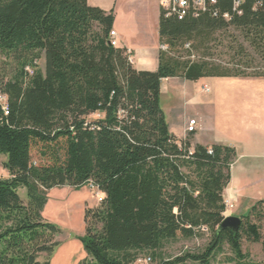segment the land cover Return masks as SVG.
<instances>
[{"label": "trees", "instance_id": "obj_1", "mask_svg": "<svg viewBox=\"0 0 264 264\" xmlns=\"http://www.w3.org/2000/svg\"><path fill=\"white\" fill-rule=\"evenodd\" d=\"M235 1L240 15L234 0H215L182 21L160 9L159 41L167 50L149 72L135 70L127 51L110 45L113 10L87 0H0V57L14 66L9 78L0 75V155L9 174L0 178V264H50L59 229L42 218L48 192L87 184L104 199L84 212L79 264H139L142 256L157 264H255L242 251L244 238L261 242L264 255L253 223L264 219V202L240 216L236 233L220 229L235 149L178 140L160 106L165 79L264 77L210 57L220 38L237 31L264 62V0ZM41 56L44 71L36 64ZM204 233L210 239L203 251L163 258L168 243ZM224 246L230 256L219 261Z\"/></svg>", "mask_w": 264, "mask_h": 264}, {"label": "crops", "instance_id": "obj_2", "mask_svg": "<svg viewBox=\"0 0 264 264\" xmlns=\"http://www.w3.org/2000/svg\"><path fill=\"white\" fill-rule=\"evenodd\" d=\"M88 5L109 12L117 3L124 19L118 21L117 10L112 30L118 48L129 51L132 67L155 72L162 44L159 41V0H87ZM170 113L180 132H169L178 140L191 137L192 145L228 146L236 159L230 168V182L223 198L232 203L236 215H244L257 202H264V77H207L191 82L180 78L161 82L160 102ZM190 120L195 131L186 133ZM175 127V126H174ZM231 216V215H230Z\"/></svg>", "mask_w": 264, "mask_h": 264}, {"label": "rangeland", "instance_id": "obj_3", "mask_svg": "<svg viewBox=\"0 0 264 264\" xmlns=\"http://www.w3.org/2000/svg\"><path fill=\"white\" fill-rule=\"evenodd\" d=\"M160 5V0H159ZM117 10L118 21L124 19L120 7L117 3L114 13ZM232 38H220L221 46L213 48L210 56L216 63L220 65H227L228 68H233L235 65H248L249 69H245L247 74L262 73L264 72V62L258 58L249 47V45L243 40L239 32L231 31ZM242 48V51L239 49ZM231 48V49H230ZM200 55V54H199ZM131 57V54H130ZM132 58V57H131ZM249 63V64H245ZM37 68L44 71V57L41 56L36 62ZM14 66L6 62L0 57V75L9 78L12 75ZM242 71V70H241ZM169 94L166 93L164 99L161 100V109L166 113L170 124H172V130L180 132L177 125H173L175 121V112L170 113L165 103V98H169ZM165 115V114H164ZM165 116V118H166ZM175 126V127H174ZM187 128V126H186ZM186 131V130H185ZM187 139L191 138L189 136ZM33 159L36 160L35 152H33ZM6 157L0 155V178H9L8 172L4 169ZM18 194L23 203H26L25 190H18ZM99 205L97 202L96 190L91 185H84L80 189H72L70 187L53 188L48 192L47 203L42 211V218L44 221L54 225L59 229V233L55 235L54 241L58 243V246L54 249L52 255L49 257L50 264H79L85 258V252L83 250L80 239L84 236L85 224H84V212L87 208H95ZM227 215L237 216L234 209ZM242 216V215H241ZM260 227V233L262 240L264 238V219L261 221H253ZM210 239L209 234H203L193 239L178 238L175 241L168 243L162 250L163 258L165 260H172L183 254L198 253L204 250ZM242 251L249 255V260L255 264H262L264 262V255L262 252L261 242L254 243L246 240L245 238L241 242ZM223 254L218 256L219 261H223L225 257L230 256V251L227 246L223 248ZM148 256H142L139 264H157L158 261H148ZM46 257L42 255L39 258V262H44ZM184 264H193L186 262Z\"/></svg>", "mask_w": 264, "mask_h": 264}, {"label": "built area", "instance_id": "obj_4", "mask_svg": "<svg viewBox=\"0 0 264 264\" xmlns=\"http://www.w3.org/2000/svg\"><path fill=\"white\" fill-rule=\"evenodd\" d=\"M215 0H160V9L164 13L165 18H175L178 21H182L185 19V17L188 14H192L194 17H197L199 14L204 13L208 9V5L214 4ZM239 1L233 2V12L237 15H240L241 12L238 11L239 8ZM213 16H216V12L213 14ZM223 19L228 21L230 19V16L228 14L222 15ZM109 43L112 47L118 48L119 45L115 39V32L112 30L110 32V39ZM189 45H186V48H188ZM161 50L165 51L167 50V47L162 45ZM128 60L132 64L133 60L130 57V52L127 51ZM194 57H191L193 59ZM0 104L2 105V108L4 111H6V104H5V98L0 95ZM196 121L190 120L188 122L186 133H193L195 131ZM93 189L96 190L97 194V202L100 204L102 200L104 199V196L102 193H100L96 188L91 186ZM225 204V212L223 213L224 218L230 215H227L233 210V205L231 202L224 200Z\"/></svg>", "mask_w": 264, "mask_h": 264}, {"label": "water", "instance_id": "obj_5", "mask_svg": "<svg viewBox=\"0 0 264 264\" xmlns=\"http://www.w3.org/2000/svg\"><path fill=\"white\" fill-rule=\"evenodd\" d=\"M241 219L237 216H227L224 218L220 224L221 230H230L233 233H236L240 227Z\"/></svg>", "mask_w": 264, "mask_h": 264}]
</instances>
